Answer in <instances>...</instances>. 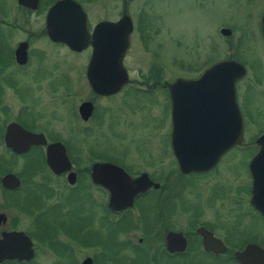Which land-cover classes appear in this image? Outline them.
Wrapping results in <instances>:
<instances>
[{"label":"flooded vegetation","instance_id":"obj_1","mask_svg":"<svg viewBox=\"0 0 264 264\" xmlns=\"http://www.w3.org/2000/svg\"><path fill=\"white\" fill-rule=\"evenodd\" d=\"M60 1L62 0H0V264H82L85 260H88L89 264H238L234 254L242 251L246 245L255 244L264 249V243L257 241L255 235L239 237L244 230V224L253 216H257L264 223L251 203L253 184L257 185L259 181L263 183L264 200V175L253 177L248 167L250 160L258 151L256 139L263 133L252 136L249 141L245 140L242 116V143L230 147L211 169L204 172H180L172 149L170 154L161 158L154 157L152 153H146L143 157L139 155L137 160L139 166L132 162L126 164V158L122 157V153L115 152L111 145L107 146L109 153L95 152L97 155L94 156V160L78 170V160L74 157V141H77L80 134L93 137L97 133L94 124L101 127L102 117L107 115V139L122 135L116 129L118 121L116 114L112 116L107 110L99 114L95 100L115 99V96L125 90H127L125 95L132 94L137 98L154 96L159 88L166 92L169 103L170 142L171 101L165 84L172 83L175 79L169 82L162 81L160 80L162 71L158 73V79L152 70L135 71V78L144 81L128 77L126 60L132 43L139 40L136 38L134 15L145 16L142 18L143 22L139 23L142 30L148 31L155 25L149 23L151 19L146 17V8L139 7L137 12H128L127 4L132 0H121L119 8H110L109 16L94 18L92 22L82 5L77 0H70L76 2L84 12L89 34L98 23H115L124 16L129 19L131 27L128 48L122 59L128 82L118 92L108 96L96 95L89 88L92 97L79 101L78 97H74V79L77 74L76 68L74 71V56L86 50L91 53V48L88 45L84 50L74 52L66 45L49 39L47 15ZM208 3L211 7L219 5L221 9L229 11V18L233 16L237 20L227 22L226 19L225 21L216 19L211 27L213 36H208L207 39L208 44L209 41L211 44L205 52L199 43L200 39L196 38V34H192L195 44L191 48L194 49L196 46L199 49L194 56L200 57L202 62L196 76L178 78L197 79L208 68L222 61L237 62L244 68V74H248L246 58L241 53L249 38L248 30H251L249 20L255 18L252 11L255 4L259 12L256 14L255 25L264 43L261 31L264 0H194L193 5L190 1V6L202 9ZM56 12L58 13L57 10ZM59 16L62 19V13ZM224 30H228L227 35L223 33ZM141 36L142 34L139 35ZM193 52L196 53L195 50ZM224 52L225 56L219 58ZM59 56H62V60L58 59ZM61 63L65 64L63 69ZM250 72L255 75L259 71ZM242 78L235 82L236 104L238 94L236 84ZM134 84L137 86H132ZM46 95L49 96L53 107L60 108L61 112L59 109L58 113L43 110ZM262 95L264 96V90ZM127 100L123 99V107H126L125 104L130 105ZM210 100L208 110L204 108L198 113L188 111L189 121L199 123L209 121L210 125H215L219 120L217 111L219 104L216 103L219 98L212 96ZM82 103L91 105L90 115L85 120L78 112ZM138 108L145 113L140 126L144 124L147 126L145 120L149 117L152 120L157 119L155 113L147 111V107ZM119 111L121 112V109ZM80 124L83 125L82 128ZM149 133L148 136L152 137L154 132L150 130ZM54 144L63 147L70 165L69 170L59 174L49 169L46 160L47 148ZM234 148L252 151L251 153L248 151L247 157L245 151V158L240 162L239 171L228 178V174L219 169V164ZM94 163L114 165L130 178L146 175L152 185L135 195L130 207L112 211L107 206L109 192L89 180L88 171ZM159 164H162V167H158ZM164 164L166 166H163ZM151 167H155L156 171H150L148 168ZM70 173L75 174V182L71 185L67 182ZM84 174L88 180L86 185L99 198L89 191L86 204H83L85 207L79 210V213L87 215L89 224L95 230L112 234L118 248L116 252L96 247L87 249L86 253L78 256L74 251V245H71L74 240L68 237L66 231H62L58 225L51 230L45 227V219L48 216L57 210L70 211L68 206L74 205V200L69 198L64 203L56 199L55 204H46L55 192L47 180L65 182L68 196H73L77 186L84 184L80 183V177ZM219 174L228 182L226 186L212 183L217 180ZM259 193L255 192L257 196ZM18 217L31 220L30 230L19 227ZM8 233H22L27 237L31 251L27 258L20 259L13 254L15 250L28 251V248L15 247L14 243L12 246L1 243L3 236ZM172 234L179 236L171 237ZM61 236L69 243L62 244L58 240ZM204 238L210 245H219L220 242L224 250H206ZM117 258L123 262H118Z\"/></svg>","mask_w":264,"mask_h":264},{"label":"rangeland","instance_id":"obj_2","mask_svg":"<svg viewBox=\"0 0 264 264\" xmlns=\"http://www.w3.org/2000/svg\"><path fill=\"white\" fill-rule=\"evenodd\" d=\"M88 12L90 20L93 22L94 18H104L111 14L110 8H119L121 6V0H77ZM194 0H132L127 4L128 12H137V8H146L145 13L148 19H151L150 24H155L152 29L148 31L142 30L139 23H142L143 15H134L136 25V38L138 41L132 43L129 57L126 60V70L128 77L137 81H144V79L135 78V71H147L152 70L154 76L159 79L158 73L162 71L160 80L171 81L178 77L187 78L196 76L199 71V65L202 62L200 57H195L198 48L192 40V34H196V38L200 39L199 43L202 44L204 52L206 48L209 49L207 42L208 36L211 35L212 24L217 19L218 21L230 22V20H237L231 16V12L228 17L227 10L221 9L219 5L213 7L208 3L202 9H194ZM258 8L255 4L253 6V14L257 12ZM113 12V11H112ZM116 10L114 11V13ZM157 17V20H156ZM251 18L250 31L248 30L249 38L242 50V55L246 58L245 64L247 65L248 74H244L242 80L236 84L237 89V104L244 123V139L249 141L254 135L264 133V43L259 37V32L256 28V19ZM140 28V30H139ZM235 33L236 30H233ZM142 34L141 37L139 35ZM135 37V35H134ZM214 39V38H213ZM195 50L196 53L193 52ZM89 50L80 52L77 56H74V71L76 68L77 74L74 79V97H78V100L88 99L92 97L91 91L86 82L84 72L87 60L89 58ZM225 52L222 53L223 58ZM62 56H59V60H62ZM64 63H61L62 69L65 67ZM258 65V66H257ZM258 70V74H253V70ZM250 70V71H249ZM132 86H137L136 84ZM127 89V88H126ZM127 90L122 91L119 95L115 96V99H96L95 104L98 109V113H102L107 110L113 116H117L116 129L122 134L120 137L107 139L106 137V123H108V116L104 115L101 127H96L94 122L95 131L97 133L92 137L82 136L80 134L77 141H74V157L78 160V170L84 168L94 160L95 152H101L103 154L109 153L107 146L112 147L115 152L122 153V157L126 158V164L132 162L135 166H139L137 160L139 155L142 157L146 153H152L154 157L161 158L170 154V142H169V103L166 92L159 88L154 96H148L147 98H137L132 94L125 95ZM127 100L130 105L123 107V99ZM145 106L149 113H155L157 119L152 120L150 117L145 120V124L140 126L139 124L143 120V113L138 107ZM45 111H55L58 107H53L49 100V96L46 95L45 105L42 106ZM108 108V109H107ZM121 109V112L119 111ZM131 109V110H130ZM120 113H119V112ZM128 111H134L129 113ZM65 112V111H64ZM63 112V113H64ZM106 113V112H105ZM117 113H119L117 115ZM104 114V113H103ZM107 114V113H106ZM102 115V114H101ZM154 115V114H151ZM63 116V115H62ZM64 120V118L62 117ZM65 121V120H64ZM91 125V123H90ZM82 128L83 125L80 124ZM153 131L152 137L148 136L149 131ZM142 141V143L140 142ZM110 147V149H111ZM251 153L252 150L234 148L226 154L220 164L219 169L228 174L233 175L240 169V162ZM125 153V154H124ZM87 164V165H86ZM163 166H166L164 164ZM146 167V166H145ZM158 167H162L159 164ZM75 169V168H74ZM150 171H156L155 167L148 168ZM135 170V169H134ZM219 173H221L219 171ZM217 180L212 182L213 184H222L226 186L227 181L223 180L224 176L219 174ZM221 179V181H220ZM80 184L76 188L74 185V195L68 196L67 185L65 182L47 180V183L52 187L55 192L51 200L46 204H55V200L58 199L60 203H64L68 198L74 200V205L71 204L68 207L70 211L57 210L51 216L45 219L46 229L55 228L57 225L62 231L68 233V237L73 239L75 253L78 256H82L86 253L87 249L91 248H108L110 252H116L117 246L113 236L110 233H102L95 230L92 225L89 224L87 215H81L79 210H82L88 199V193H94L86 184L88 180L86 174L80 177ZM64 184V185H62ZM228 186V185H227ZM99 198V197H98ZM54 202V203H52ZM18 225L21 229L30 230L32 222L26 217H18ZM103 222V221H101ZM103 228V227H102ZM250 235H255V239L260 243H264V223L253 216L249 221L244 224V230L241 231L239 237L247 238ZM62 244L69 243L67 239L61 236L58 239ZM74 253V254H75ZM151 254V252H150ZM118 262H123L122 259L117 258Z\"/></svg>","mask_w":264,"mask_h":264},{"label":"water","instance_id":"obj_3","mask_svg":"<svg viewBox=\"0 0 264 264\" xmlns=\"http://www.w3.org/2000/svg\"><path fill=\"white\" fill-rule=\"evenodd\" d=\"M58 11V13L56 12ZM67 12H71L70 14ZM60 13V14H59ZM62 13V19L61 15ZM69 14V15H68ZM47 34L50 40L66 45L74 52L91 48L85 68V78L91 91L96 95L108 96L119 91L128 82L122 66V59L128 48V36L131 30L129 19L124 16L115 23L101 22L87 32L86 16L76 2L62 0L47 15ZM264 38V13L261 20ZM223 33L227 35L228 30ZM244 68L234 61H222L208 68L194 80L175 79L166 83L171 101L172 131L171 149L182 173L204 172L211 169L219 157L230 147L242 143V119L235 102V82L244 76ZM217 96L219 104L217 123L189 121L188 111L198 113L210 107V98ZM78 112L82 119H87L91 112L90 103H82ZM200 120V118L198 117ZM30 138L33 136L28 135ZM258 151L249 162L253 177L264 175V133L256 139ZM47 165L55 174L69 170V162L60 144L50 145L46 153ZM91 183L104 187L110 194L107 206L112 211L130 207L132 199L144 192L152 182L146 175L130 178L118 167L108 163H94L88 171ZM68 184L75 182V174L67 177ZM17 185V181H16ZM156 186V185H154ZM260 192L257 196L255 192ZM263 183L253 184L252 206L264 220ZM178 237L177 234L170 235ZM168 239L170 237H167ZM5 246L28 248L15 250L14 256L20 259L31 254L30 242L22 233H8L1 241ZM206 250L223 251L224 246L210 245L204 238ZM238 264H264V249L248 244L234 254ZM85 260L82 264H89Z\"/></svg>","mask_w":264,"mask_h":264}]
</instances>
